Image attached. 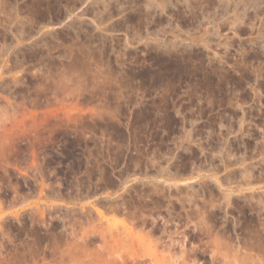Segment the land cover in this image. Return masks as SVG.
<instances>
[{
  "label": "rangeland",
  "instance_id": "rangeland-1",
  "mask_svg": "<svg viewBox=\"0 0 264 264\" xmlns=\"http://www.w3.org/2000/svg\"><path fill=\"white\" fill-rule=\"evenodd\" d=\"M0 19V264L100 245L264 264V0H0Z\"/></svg>",
  "mask_w": 264,
  "mask_h": 264
},
{
  "label": "bare ground",
  "instance_id": "bare-ground-1",
  "mask_svg": "<svg viewBox=\"0 0 264 264\" xmlns=\"http://www.w3.org/2000/svg\"><path fill=\"white\" fill-rule=\"evenodd\" d=\"M1 3H2V2H1ZM0 21H1V19H0ZM163 180H165V179H163ZM168 180H169V179H168ZM182 180H183V179H182ZM182 180H181V182H183ZM185 180H186V179H185ZM187 180H188V178H187ZM187 180H186V181H187ZM170 181H171V180H170ZM246 181H247V180H246ZM175 183H176V182H175ZM217 183H218V182H217ZM251 185H252V184H251ZM246 187H247V186H246ZM249 187H251V186H249ZM243 189H244V188H243ZM252 189H253V188H252ZM239 191H240V190H239ZM228 192H229V191H228ZM228 195H229V193H228ZM227 202H228V201H227ZM261 202H262V201H261ZM129 204H130V203H129ZM191 206H192V205H191ZM205 206H206V205H205ZM184 207H185V206H184ZM260 207H261V206H260ZM130 208H131V207H130ZM199 208H200V207H199ZM131 209H132V208H131ZM131 209H130V210H131ZM188 210H189V209H188ZM198 210H199V209H198ZM205 210H206V209H205ZM120 211H121V210H120ZM134 211H135V210H134ZM207 211H208V210H207ZM128 212H131V211H128ZM137 212H138V211H137ZM203 212H204V211H203ZM132 213H133V211H132ZM189 213H190V212H189ZM205 213H206V212H205ZM209 213H210V212H209ZM127 214H128V213H127ZM135 214H136V213H135ZM137 214H138V213H137ZM194 214H195V213H194ZM200 214H201V213H200ZM210 214H211V213H210ZM133 215H134V214H133ZM191 215H192V214H191ZM198 215H199V213H198ZM198 215H197V216H198ZM207 215H208V214H207ZM261 215H262V214H261ZM96 216H97V215H96ZM128 216H129V215H128ZM130 216H131V215H130ZM130 216H129V217H130ZM139 216H140V215H139ZM139 216H138V217H139ZM93 217H94V216H93ZM152 217H153V216H152ZM195 217H196V216H195ZM199 217H201V216L199 215ZM204 217H205V216H204ZM139 218H140V217H139ZM147 218H148V217H147ZM168 218H169V217H168ZM262 218H263V217H262ZM93 219H94V218H93ZM105 219H106V218H105ZM131 219H132V218H131ZM201 219H202V217H201ZM88 220H90V219H88ZM101 220H102V219H101ZM103 220H104V219H103ZM133 220H134V219H133ZM197 220H198V219H196V222H199V221H197ZM203 220H204V219H203ZM262 220H263V219H262ZM89 222H90V221H89ZM92 222H93V221H92ZM98 222H99V220H98ZM100 222H101V221H100ZM186 222H187V221H186ZM261 222H262V221H261ZM108 223H110V222H108ZM108 223H107V224H108ZM115 223H116V222H115ZM85 224H86V223H85ZM88 224H89V223H88ZM107 224H106V225H107ZM123 224H124V223H123ZM261 224H262V223H261ZM96 225H97V224H96ZM103 225H104V224H103ZM109 225H110V224H109ZM113 225H114V224H113ZM117 225H119V224H117ZM117 225H116V226H117ZM154 225H155V224H154ZM207 225H208V224H207ZM244 225H245V224H244ZM104 226H105V225H104ZM129 226H130V225H129ZM202 226H203V225H202ZM84 227H85V225H84ZM92 227H93V225H92ZM94 227H95V226H94ZM97 227H98V226H97ZM105 227H107V226H105ZM108 227H109V226H108ZM108 227H107V228H108ZM117 227H118V226H117ZM119 227L121 228V226H119ZM119 227H118V229H117L118 232L115 233V234L117 235V237L121 235V234H119V232L122 233V235H123V233H125V231H126L127 236H128L127 229L124 230V229L127 228V227L124 226V229H123V226H122V228H121L122 230L120 229L121 231H119ZM131 227H132V226H131ZM230 227H231V225H230ZM88 228H90V227H88ZM100 228H101V226H100ZM103 228H104V227H103ZM103 228H102V230H103ZM132 228H133V227H132ZM108 229L110 230V228H108ZM115 229H116V227H115ZM139 229H140V228H139ZM210 229H211V228H210ZM247 229H248V228H247ZM260 229H261V228H260ZM260 229H259V230H260ZM87 230H88V229H87ZM91 230H92V229H91ZM98 230H99V229H98ZM100 230H101V229H100ZM105 230L107 231V229H104V231H102V234H101L102 236H100V237H101V238H100V241H102V242H105V241L107 242V238H106V236H105V233H103V232H105ZM123 230H124V231H123ZM113 231L115 232L116 230H114V228H113ZM247 231H248V230H247ZM247 231H246V232H247ZM84 232H85V230H84ZM87 232H88V231H87ZM89 233H90V232H89ZM91 233H92V231H91ZM100 233H101V232H100ZM135 233H136V232H135ZM137 233H138V232H137ZM228 233H229V232H228ZM85 234H86V233H85ZM92 234H93V233H92ZM98 234H99V231H98ZM106 234H107V232H106ZM115 234H113L112 230H111L110 233H109V236H108V237L110 238L109 240L112 239V242H113V239H115L114 241L116 242V239H117V238H116V236L114 237ZM140 234H141V233H140ZM184 234H185V233H184ZM261 234H262V233H261ZM263 234H264V232H263ZM263 234H262V235H263ZM99 235H100V234H99ZM99 235H97V236H99ZM103 235H104V236H103ZM107 235H108V234H107ZM122 235H121V237H123ZM135 235H136V234H135ZM147 235H148V234H147ZM220 235H221V234H220ZM249 235H250V234H249ZM85 236H86V235H85ZM124 236H126V235H124ZM133 236H134V235H133ZM145 236H146V235H145ZM81 237H82V236H81ZM113 237H114V238H113ZM135 237H136V236H135ZM157 237H158V236H157ZM159 237H160V236H159ZM222 237H224V236L222 235ZM240 237H241V236H240ZM253 237H254V236H253ZM95 238H96V237H95ZM124 238H125V240L127 239L126 237H124ZM124 238H123V239H124ZM139 238H140V237H139ZM143 238H144V237H143ZM149 238H150V237H149ZM163 238H164V237H163ZM165 238H166V237H165ZM245 238H246V237H245ZM245 238H244V239H245ZM81 239H82V238H81ZM101 239H102V240H101ZM120 239H121V238H120ZM212 239H213V238H212ZM247 239H248V238H247ZM251 239H252V238H251ZM263 239H264V238H263ZM87 240H89V239H87ZM97 240H98V239H97ZM97 240H96V241H97ZM128 240H130V239H128ZM128 240H127V241H128ZM146 240H147V239H146ZM156 240H157V239H156ZM158 240H159V239H158ZM158 240H157V241H158ZM232 240H233V239H232ZM242 240H243V239H242ZM85 241H86V240H85ZM117 241H118V240H117ZM121 241H122V242H125V241H123V240H121ZM130 241H131V240H130ZM148 241H149V239H148ZM236 241H237V242H236ZM236 241H233L234 244H235V242H236V246L233 245V247H232V246L230 245L232 249H233V248H234V249H236V248H237V249H238V248H241V244H242V243L240 244V241H241V240H240V241L236 240ZM255 241H256V240H255ZM257 241H258V240H257ZM261 241H262V240H261ZM106 242H105V243H106ZM115 242H114V244H115ZM119 242H120V241H119ZM137 242H139V241H137ZM137 242H136V243H137ZM141 242H142V241H140L139 243H141ZM158 242H159V241H158ZM248 242H249V241H248ZM252 242H253V241H252ZM110 243H111V242H110ZM125 243H126V242H125ZM127 243H128V242H127ZM136 243H135V245H136ZM143 243H144V242H143ZM143 243H142V244H143ZM149 243H150V241H149ZM182 243H183V242H182ZM230 243H231V242H230ZM119 244H120V243H119ZM132 244H133V242H132ZM232 244H233V243H232ZM247 244H248V243H247ZM247 244H246V245H247ZM249 244H250V243H249ZM252 244H253V243H252ZM96 245H98V244H96ZM99 245H100V243H99ZM115 245H116V244H115ZM117 245H118V244H117ZM121 245H122V244H121ZM127 245H129V243H128ZM127 245H126V246H127ZM139 245H140V244H139ZM153 245H154V244H153ZM169 245H170V244H169ZM191 245H192V244H191ZM201 245H202V244H201ZM104 246H105V245H104ZM109 246H110V245H109ZM111 246H112V245H111ZM113 246H114V245H113ZM119 246H120V245H119ZM130 246H131V245H130ZM163 246H164V245H163ZM226 246H228V245H226ZM255 246H256V245H255ZM115 247H117V246H115ZM128 247H129V246H128ZM132 247H133V245H132ZM137 247H138V244H137ZM145 247H146V246H145ZM148 247H149V246H148ZM170 247H171V246H170ZM247 247H248V246H247ZM249 247H250V246H249ZM252 247H253V246H252ZM82 248H83V247H82ZM98 248H100V249H99L100 251H103V253L100 252L99 254H97V256L101 255V256L98 257V260H101L100 263H101V264H105V263H106V264H113V262L115 261V259H113V258L111 257L112 255L108 256L109 254H108V255H106L107 253L104 254L105 251H104L103 246L101 247V245H100V246H98ZM102 248H103V249H102ZM110 248H111V247H110ZM129 248H130V247H129ZM135 248H136V246H135ZM154 248H155V247H154ZM162 248H163V247H162ZM201 248H202V247H201ZM259 248H261V247L259 246ZM113 249H114V248H113ZM136 249H137V248H136ZM141 249H143V253L146 252V251H144V249H145L144 247H142ZM152 249H153V248H152ZM174 249H175V248H174ZM198 249H199V248H198ZM203 249H204V248H203ZM82 250H83V249H82ZM84 250H85V249H84ZM147 250L149 251L150 249H147ZM156 250H158V249H156ZM172 250H173V249H172ZM184 250H185V249H184ZM241 250H242V249H241ZM258 250H259V249H258ZM260 250H261V249H260ZM85 251H86V250H85ZM95 251L99 252L98 249L95 250ZM197 251H198V250H197ZM205 251H206V250H205ZM209 251H211V250H209ZM242 251H243V250H242ZM261 251H262V250H261ZM165 252H166V251H165ZM170 252H171V251H170ZM182 252H183V251H182ZM219 252H220V251H219ZM254 252H255V254H257L256 251H254ZM143 253H142V254H143ZM147 253H148V252H147ZM147 253H146V254H147ZM149 253H150V252H149ZM153 253L155 254V252H153ZM163 253H164V252H163ZM166 253H167V252H166ZM225 253H226V252H225ZM260 253H261V252H260ZM262 253H263V251H262ZM87 254H88V253H87ZM95 254H96V253H95ZM95 254H94V255H95ZM146 254H145V255H146ZM151 254H152V253H151ZM172 254H173V253H172ZM184 254H185V253H184ZM210 254H211V253H210ZM219 254H220V253H219ZM221 254H222V253H221ZM84 255H85V254H84ZM90 255H91V254H90ZM131 255H132V254H131ZM140 255H141V254H140ZM148 255H149V254H148ZM169 255H171V254H169ZM189 255H190V254H189ZM189 255H188V256H189ZM226 255H227V254H226ZM226 255H224V256H226ZM230 255H231L230 257H229L228 255H227V256H228L229 258H231L233 254H230ZM257 255H258V254H257ZM85 256H87V255H85ZM95 256H96V255H95ZM146 256H147V255H146ZM151 256H152V255H151ZM151 256H150V257H151ZM155 256H156V255H155ZM173 256H176V255H173ZM191 256H192V255H191ZM210 256H211V255H210ZM224 256H223V259L226 258V257H224ZM88 257H89V256H88ZM137 257H139V256H137ZM140 257H141V256H140ZM156 257H157V256H156ZM156 257H155V258H156ZM161 257H163V256H161ZM228 257H227V259H228ZM234 257H235V256H233V258H231V260H233V262H235L234 260L236 259V258H234ZM91 258H92V257H91ZM99 258H100V259H99ZM118 258H119V257H118ZM121 258H122V257H121ZM143 258H144V257H143ZM148 258H149V257H148ZM155 258H154V260L156 261ZM158 258H159V257H158ZM163 258H164V257H163ZM172 258H174V257H172ZM180 258H181V257H180ZM180 258H179V259H180ZM209 258H210V257H209ZM146 259H147V258H146ZM150 259H151V258H150ZM161 259H162V258H161ZM182 259H183V258H182ZM196 259H197V258H196ZM198 259H199V258H198ZM220 259H221V257H220ZM227 259L224 260L225 262H223V261H222V262L225 263V264H230V262H232V261L229 260V261H230V262H229ZM95 260H96V259H95ZM117 260H118V259H117ZM117 260H116V262L118 263ZM151 260H152V259H151ZM154 260H153V261H154ZM180 260H181V259H180ZM192 260H193V259H192ZM213 260H214V259H213ZM237 260H238V259H237ZM237 260H236V261H237ZM250 260L252 261V259H250ZM102 261H103V262H102ZM122 261H123V260H122ZM167 261H169V259H168ZM175 261H176V260H175ZM182 261H183V260H182ZM184 261H185V259H184ZM238 261H239V260H238ZM88 262H89V261H88ZM94 262H95V261H94ZM96 262H97V261H96ZM98 262H99V261H98ZM120 262H121V260L119 261V263H120ZM126 262H127V261H126ZM126 262H125V261H124V262H121V264H125ZM133 262H134V261H133ZM156 262H157V261H156ZM159 262H160V260H159ZM176 262H177V261H176ZM186 262H187V261H186ZM219 262H221V261H219ZM222 262H221V263H222ZM240 262H241V261H240ZM117 263H116V264H117ZM119 263H118V264H119ZM135 263H137V262L135 261ZM135 263H134V264H135ZM160 263H161V262H160ZM162 263H163V262H162ZM209 263H210V262H209ZM244 263H245V262H244ZM247 263H248V262H247ZM254 263H256V262H254ZM163 264H164V263H163ZM165 264H166V263H165ZM187 264H188V262H187ZM249 264H250V262H249Z\"/></svg>",
  "mask_w": 264,
  "mask_h": 264
}]
</instances>
